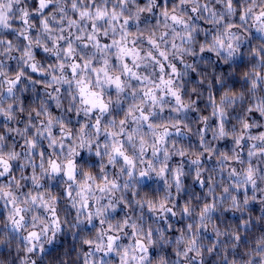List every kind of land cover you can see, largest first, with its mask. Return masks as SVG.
Instances as JSON below:
<instances>
[{
  "label": "clouds",
  "instance_id": "1",
  "mask_svg": "<svg viewBox=\"0 0 264 264\" xmlns=\"http://www.w3.org/2000/svg\"><path fill=\"white\" fill-rule=\"evenodd\" d=\"M0 264H264V0H0Z\"/></svg>",
  "mask_w": 264,
  "mask_h": 264
}]
</instances>
